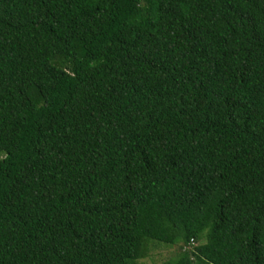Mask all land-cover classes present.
<instances>
[{
    "label": "trees",
    "instance_id": "1",
    "mask_svg": "<svg viewBox=\"0 0 264 264\" xmlns=\"http://www.w3.org/2000/svg\"><path fill=\"white\" fill-rule=\"evenodd\" d=\"M147 241L264 264V0H0V264Z\"/></svg>",
    "mask_w": 264,
    "mask_h": 264
},
{
    "label": "rangeland",
    "instance_id": "2",
    "mask_svg": "<svg viewBox=\"0 0 264 264\" xmlns=\"http://www.w3.org/2000/svg\"><path fill=\"white\" fill-rule=\"evenodd\" d=\"M192 245L193 243L185 245V249L190 250ZM182 250L180 244L147 241L144 254L136 259L135 264H160L165 260L175 258Z\"/></svg>",
    "mask_w": 264,
    "mask_h": 264
}]
</instances>
